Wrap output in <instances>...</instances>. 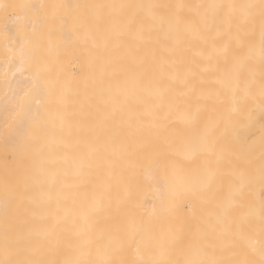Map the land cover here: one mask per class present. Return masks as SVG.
<instances>
[{
    "label": "bare ground",
    "instance_id": "obj_1",
    "mask_svg": "<svg viewBox=\"0 0 264 264\" xmlns=\"http://www.w3.org/2000/svg\"><path fill=\"white\" fill-rule=\"evenodd\" d=\"M40 4L65 7L36 9L0 0V261L154 264L230 258L260 264L264 134L246 128L247 133L224 137L216 130L215 154L203 146L194 155L189 151V140L206 125H201L205 106L210 114L217 104L225 105L207 102L204 88L222 86L232 94L237 74L224 71L231 53L227 59L214 53V30L201 23L193 35L187 24L210 20L213 12L218 19L234 15L242 25L240 39L260 55L261 0H32L30 5ZM213 4L225 7H207ZM247 5L253 7H242ZM53 15L54 23L45 22ZM131 19L144 22L145 38L117 39ZM165 46L171 55L161 64L150 53ZM129 48L142 64H133ZM36 64L49 69L47 107L38 123L34 103L30 112L25 107L17 115ZM230 103L233 115L249 112L248 104ZM22 120L32 126L33 139L26 144L16 133ZM198 123L204 125L201 131ZM208 161L217 176L211 188L193 196L187 189L204 178ZM237 188L251 215L243 236L233 229L229 237H219L223 224L216 204ZM193 206L209 225H219L204 255L171 243ZM132 221L143 241L132 240Z\"/></svg>",
    "mask_w": 264,
    "mask_h": 264
},
{
    "label": "snow or ice",
    "instance_id": "obj_2",
    "mask_svg": "<svg viewBox=\"0 0 264 264\" xmlns=\"http://www.w3.org/2000/svg\"><path fill=\"white\" fill-rule=\"evenodd\" d=\"M25 7L36 8V9H46L48 7L62 8L64 5H25ZM100 8H124L125 5H99ZM177 7L182 8L183 5H178ZM203 7V6H200ZM207 7L212 9H220L225 7L224 5H208ZM228 7L234 8V5H229ZM246 8H251L253 6L247 5L242 6ZM261 23H260V35H261V58L264 61V0H261ZM56 16L52 17L45 16V22H55ZM66 23V21H65ZM201 23L206 26L209 31L214 30V35L210 37L212 48L215 54L222 55L226 59L231 53L230 65H226L225 73H235L239 74V70L244 67L248 59L251 57V45L246 44L239 37V29L242 26L241 22L234 15L228 14L223 17L217 18V13L213 12L210 20H204L200 23L196 21H188L187 31L193 35H198L200 33ZM235 26L236 31H233ZM146 29L143 21L137 22L135 19L129 20L124 30L116 34V38H122L124 35H130L133 40H142L145 38ZM236 43V48H233V43ZM247 49V52L245 51ZM129 56L133 57V64L140 65L143 63V59L137 61L135 59V54L129 48L127 53ZM151 56L153 60H158L161 64L167 62V58L171 55V49L165 46L161 50L153 49L151 50ZM22 60L25 57V53H21ZM47 69L41 64H36L34 66V78L30 81L26 88L23 90L22 102L19 105V111L17 115L19 116L27 107L28 111H31V105L34 103L37 106L36 122L38 123V118L41 115L43 109H46L47 105L44 103L43 97L47 94L49 88V82L47 80ZM215 125L206 126L201 134L196 137L191 138L187 147L192 154L196 152L203 146L209 155H213L216 152V140L213 138V131ZM17 135L21 138V143L26 144L33 139L32 126L27 120H22L16 129ZM239 158V157H237ZM218 164V161L216 162ZM207 173L204 178L195 184H192L187 189L192 193L193 196L197 195L199 192L206 188H211L213 181L217 176V170L213 167V162H207ZM261 182L264 185V163L261 165ZM243 181L240 177V186L242 187ZM240 188L229 193L225 201L218 202L216 204V209L219 217L222 220L223 226L220 228L219 237L227 238L233 234V229H235V234L243 236V225L247 218L251 215V205L247 208L244 203L238 199ZM262 197H264V189H262ZM161 211H165L162 206ZM237 214V215H234ZM260 218L262 224V232H264V199L261 202ZM219 225H209L202 217L196 215L195 206H193L192 211L179 223V227L176 228L172 234L171 243L179 248L187 247L189 250H196L200 255L206 253V249L209 242L210 235H217V228ZM128 230L131 233V238L135 240H144L143 234L138 230L135 222L132 221L128 225ZM233 244L229 243L224 246L223 251L229 253L231 251ZM261 256L262 259L260 264H264V242L261 243ZM0 264H58L57 261H0ZM67 264V262H66ZM102 264H111V262H102ZM154 264H251L248 260H237L230 258H220V259H191L184 261H157Z\"/></svg>",
    "mask_w": 264,
    "mask_h": 264
},
{
    "label": "rangeland",
    "instance_id": "obj_3",
    "mask_svg": "<svg viewBox=\"0 0 264 264\" xmlns=\"http://www.w3.org/2000/svg\"><path fill=\"white\" fill-rule=\"evenodd\" d=\"M6 1L7 3H9V5H19L23 7H25V5H30L32 3V0H6ZM234 80H235L234 90L235 89L236 90L232 91L234 92L232 94L230 92L223 91L222 86L219 88L214 85H209V84L206 85V87L204 88L205 95L207 96L206 101L207 102L213 101L212 106L216 105L217 102L219 101L220 104L222 103L225 105L224 106L222 105L220 107L217 106L218 105L217 104L213 108L214 112H211L210 110V114L207 113L208 109L205 106L207 110L205 112L207 113L208 116L210 115V117H207L205 115L206 113H202L203 115L202 114L201 115L205 116V119L204 117L203 119L201 118L202 120L201 125L202 123L204 125L206 124L205 126L215 125L214 131L220 130V133L222 132L224 137H225L224 134L226 133L228 134L230 133L228 137L229 136L232 137V135L233 134L235 135L236 133H242V131H244V129L246 128L248 129L250 128L248 133H256V135L261 133L260 135L262 136L264 134V61H262L261 54L260 55L255 54V52L253 51L251 53L250 59H248L244 67L239 70V74L236 76ZM230 82L231 80H229V83ZM232 101L233 102L241 101L245 105L248 104V106L246 107L250 108L249 112L244 110L245 112H242L237 115H233L232 110L228 109L229 105L232 104L230 103ZM217 113L219 114L217 115ZM198 118H200V115ZM218 119H220L219 122L217 121ZM201 120L198 119V122ZM199 123L197 124L198 127L200 126ZM197 126L195 127L196 130L200 129L201 131L203 126L199 128H197ZM204 127L202 132L204 131ZM244 132L247 133L246 131ZM217 133L218 132H216L215 134ZM220 133L219 135L221 136ZM260 135L259 137H261Z\"/></svg>",
    "mask_w": 264,
    "mask_h": 264
}]
</instances>
